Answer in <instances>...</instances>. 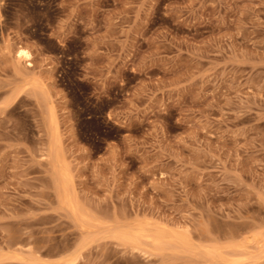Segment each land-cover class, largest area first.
Wrapping results in <instances>:
<instances>
[{
	"label": "rangeland",
	"instance_id": "1",
	"mask_svg": "<svg viewBox=\"0 0 264 264\" xmlns=\"http://www.w3.org/2000/svg\"><path fill=\"white\" fill-rule=\"evenodd\" d=\"M0 264H264V0H0Z\"/></svg>",
	"mask_w": 264,
	"mask_h": 264
},
{
	"label": "bare ground",
	"instance_id": "2",
	"mask_svg": "<svg viewBox=\"0 0 264 264\" xmlns=\"http://www.w3.org/2000/svg\"><path fill=\"white\" fill-rule=\"evenodd\" d=\"M20 50H24V49H18L17 51H16V53H15V58L18 60V61H21L20 59H19V57H18V53H19V51ZM31 59V54L29 53V56H28V58L27 59H25L26 61H29ZM30 65H31V63H30ZM54 110L52 109L51 110V122L52 123H54L55 122V114H54V112H53ZM56 147V146H55ZM55 147H54V150H56L55 149ZM57 151V150H56ZM53 154H55L56 155V153H55V151H54V153ZM57 157L58 158H60L59 157V155L57 154ZM62 161V160H61ZM55 162V161H54ZM57 162V161H56ZM63 162V161H62ZM54 164H58V163H54ZM59 164H61V163H59ZM59 164H58V166H59ZM63 166V165H62ZM57 168H59V167H57ZM61 169L59 170L58 169V172H57V182H56V179H55V183H57V185L59 186V189L61 190V192H62V194H63V196H64V200H68L70 197V195H69V184H70V176H69V173L65 170V169H63L62 167H60ZM56 174V173H55ZM63 198V197H62ZM72 201V200H71ZM70 204V203H69ZM71 205V204H70ZM73 206V205H72ZM74 207H75V205H74ZM78 208V207H77ZM74 209H76V208H74ZM77 210V209H76ZM79 210V209H78ZM79 213V212H78ZM76 214V213H75ZM80 214V213H79ZM76 217H78V215L76 216ZM80 218H82V215L80 216ZM79 219V218H78ZM140 226V225H139ZM135 227H137V226H135ZM134 227V228H135ZM141 227V229L143 230V227L142 226H140ZM133 228V227H132ZM138 228L139 227H137V230H138ZM137 230H135V231H137ZM144 230H145V227H144ZM143 230V231H144ZM147 231H145L144 232V234L145 233H147L148 232V229H146ZM160 230V229H159ZM127 231V230H126ZM125 231V233L127 234V232L129 231H131V230H129L128 229V231L126 232ZM141 231V230H140ZM164 231V230H163ZM142 232V231H141ZM136 233V232H135ZM155 233V232H154ZM158 233V232H157ZM164 233V232H163ZM166 233V232H165ZM169 235H170V232H167ZM166 233V234H167ZM133 234V233H132ZM143 234V233H142ZM166 234H163V236H160L159 234V236H157V238H156V240L157 241H166L167 239H166V236H168V235H166ZM179 234V233H178ZM131 235V234H130ZM165 235V236H164ZM127 236H128V234H127ZM126 236V237H127ZM172 236H173V234H172ZM171 235L169 236L171 239L172 238H175V236L174 237H172ZM180 236V235H179ZM185 236H187V235H185ZM134 237V236H133ZM139 237V236H138ZM140 238V237H139ZM177 238V237H176ZM187 238V237H186ZM137 239V238H136ZM166 239V240H165ZM188 240H189V237L187 238ZM188 240H186V241H188ZM173 242H174V240H172ZM176 241L177 242H180V243H182V242H184L185 241V239L184 238H181V237H178L177 239H176ZM156 242V241H155ZM167 242H168V240H167ZM177 242H176V244H177ZM185 244H181V245H185V247H188L187 246V244H188V242H184ZM178 245V244H177ZM214 250V249H213ZM215 252L216 253H214V254H216V255H218V252L215 250ZM211 253V252H210ZM213 253H212V255H213Z\"/></svg>",
	"mask_w": 264,
	"mask_h": 264
},
{
	"label": "clouds",
	"instance_id": "3",
	"mask_svg": "<svg viewBox=\"0 0 264 264\" xmlns=\"http://www.w3.org/2000/svg\"><path fill=\"white\" fill-rule=\"evenodd\" d=\"M28 56H29V52L26 50H20L18 53V57L20 60H25L28 58Z\"/></svg>",
	"mask_w": 264,
	"mask_h": 264
}]
</instances>
